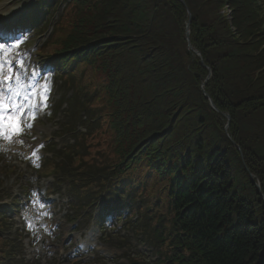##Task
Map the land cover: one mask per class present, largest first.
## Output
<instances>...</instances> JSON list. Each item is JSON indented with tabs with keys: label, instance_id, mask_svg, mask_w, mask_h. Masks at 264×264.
I'll return each instance as SVG.
<instances>
[{
	"label": "trees",
	"instance_id": "1",
	"mask_svg": "<svg viewBox=\"0 0 264 264\" xmlns=\"http://www.w3.org/2000/svg\"><path fill=\"white\" fill-rule=\"evenodd\" d=\"M48 48L82 208L130 204L154 264H264V0H69Z\"/></svg>",
	"mask_w": 264,
	"mask_h": 264
},
{
	"label": "rangeland",
	"instance_id": "2",
	"mask_svg": "<svg viewBox=\"0 0 264 264\" xmlns=\"http://www.w3.org/2000/svg\"><path fill=\"white\" fill-rule=\"evenodd\" d=\"M7 2H9L8 8H10V10L19 9L24 5H28L26 9L21 12V19H24L20 22L22 25L26 24L27 26L36 19L43 25H49V31H51L53 25L60 18L66 5V2L58 3L57 0H50V3L47 4L46 0H30L28 2L20 0L16 3H11V0H0V5ZM227 14H230V10L228 9ZM39 29L40 27H37V29H35L36 31L32 29L27 31L23 39V41L26 40V44H23L25 51L22 52L21 61H23L25 67H29L30 70H35L45 75L46 81H48V87H50L47 108L38 114L31 130L25 129V134L21 137V139L25 141L23 145L0 138V152L6 155L5 160L9 163L14 162L13 165L20 168V171L24 174V184L30 188V190L32 189L29 193L30 196L27 203L23 197L24 194H22L24 192L21 187L22 183L14 179L7 182L9 186H12L13 194L19 196L21 200V205H19V207H21V210L19 209L20 214L18 215V213L12 211L9 216L13 217L15 222L19 225V220L25 224L29 221H33L39 226V230L41 229V231L37 233L38 231L35 230L36 228H33L32 234L35 235L33 241L35 247L26 240L25 253L28 258H32L39 254L43 259V264H48L49 262L53 263L54 260L57 264H73L74 262V264H101L100 258H105L108 264H131L134 258L144 254L146 257L145 264H149V262L153 260L150 248L142 242L141 236H137V234L134 233L133 228H124V223L117 221L115 217H108L105 219L108 224L112 223L115 227V230L112 229L105 236H102V238H109V242H106V240L99 241V239L94 242L87 241L93 233H96L95 231L98 228V217L102 213V208L104 206L101 205L98 207V210L94 214L93 221H91L88 226L89 217L87 215L79 214V216H76L73 209H69V204L73 201L69 197L68 192V194L63 193L60 196L51 194L55 193V190L50 188L52 185V178H44L30 167L27 168L29 163H24L19 160H28L32 166H41L43 163L42 159L46 157L42 147L46 146L54 137L58 128V122L60 121L58 117L54 119V115L50 114L51 110H49L50 108H54V104L59 102L61 96V89H58L60 87V82L56 81L54 87V82L51 79V70H53V67L47 65L49 62L47 58L38 54L39 49L43 48L48 37L47 35L38 37ZM26 75L27 77L29 76L27 73ZM20 76L23 75L21 74ZM44 82L45 80H38L36 82L37 87L43 85ZM68 141L69 138L66 137L57 139L53 143L62 147L66 145ZM33 150L37 151L38 158L32 156ZM44 150L47 151L46 148ZM18 160L20 162H18ZM5 203L8 205L10 201H6ZM80 216L84 217L79 225H70L69 219H75ZM135 220L136 217L131 221L134 222ZM29 227L32 229V225ZM99 235L101 237V234ZM118 240L122 241V243ZM87 245L95 246L97 250H103L104 252L103 254H101L102 252L94 251L86 253L87 248H85V246Z\"/></svg>",
	"mask_w": 264,
	"mask_h": 264
},
{
	"label": "snow or ice",
	"instance_id": "3",
	"mask_svg": "<svg viewBox=\"0 0 264 264\" xmlns=\"http://www.w3.org/2000/svg\"><path fill=\"white\" fill-rule=\"evenodd\" d=\"M17 67L31 76L37 75L23 61L9 60L7 50L0 45V138L23 145L25 129L31 130L38 114L47 108L50 87L46 80L39 87L24 82ZM32 156L38 158L37 151L33 150Z\"/></svg>",
	"mask_w": 264,
	"mask_h": 264
},
{
	"label": "bare ground",
	"instance_id": "4",
	"mask_svg": "<svg viewBox=\"0 0 264 264\" xmlns=\"http://www.w3.org/2000/svg\"><path fill=\"white\" fill-rule=\"evenodd\" d=\"M18 1L19 0H11V3H16ZM25 1H28V0H25ZM8 3L9 2L0 5V25L2 26V27H0V33H1L2 29L10 28L13 25L12 23L19 16L20 12L23 9H26V6H25L22 9L10 10V8H8V6H9ZM6 47H8V46H6ZM9 60H13V59L10 58ZM24 82H26V81H24ZM13 87H16V85L13 84Z\"/></svg>",
	"mask_w": 264,
	"mask_h": 264
},
{
	"label": "water",
	"instance_id": "5",
	"mask_svg": "<svg viewBox=\"0 0 264 264\" xmlns=\"http://www.w3.org/2000/svg\"><path fill=\"white\" fill-rule=\"evenodd\" d=\"M189 19H190V17H189ZM189 37V23H188V25H187V38ZM210 104H211V106H212V108L214 109V110H216V108L214 107V105H213V103L210 101ZM225 117L228 119V121L230 120V117L228 116V115H225Z\"/></svg>",
	"mask_w": 264,
	"mask_h": 264
}]
</instances>
